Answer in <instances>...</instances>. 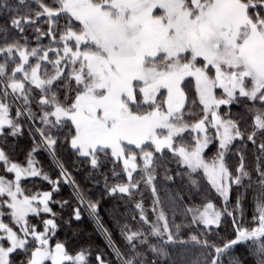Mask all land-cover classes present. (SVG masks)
<instances>
[{"label": "snow or ice", "instance_id": "obj_1", "mask_svg": "<svg viewBox=\"0 0 264 264\" xmlns=\"http://www.w3.org/2000/svg\"><path fill=\"white\" fill-rule=\"evenodd\" d=\"M32 3L35 8L26 0H18L15 7L8 0H0V9L9 14L7 23L0 27L4 33L0 43L4 58L0 63V136L20 134V117L35 120V102L38 118L45 126L37 132L47 148L54 149L58 143L52 130L66 128L64 139L79 156L89 158L93 168L109 156L123 161L128 182L114 185L108 189L110 193H130L138 187L139 181L133 182L138 158L143 161L142 179L153 185L157 154L166 149L177 165L186 170L184 174L191 184L198 183L193 174L202 172L225 203L233 185L252 187V173L245 166L244 156H239L235 173L227 166L225 157L235 141L246 138L256 145L257 136H264V0ZM41 18H46L47 30L36 26ZM60 19L65 24L57 34ZM28 27L39 34L37 39L49 36L60 47L29 49L24 36ZM13 30L20 39L8 42L7 34ZM50 52L55 53L56 59H49ZM30 57L37 58L35 64L30 63ZM44 61L52 65L51 73L46 69L42 73ZM10 64L14 66L9 67ZM17 74H22L19 79ZM187 78L195 82L196 99L191 104L200 107L202 113L192 123L188 120L194 113L186 115ZM36 90L38 99L34 95ZM241 98L262 102L260 109L248 108L252 114L250 132L242 131L241 122L232 119L230 113L222 116L218 111L221 105ZM15 100H22L23 104L17 107L16 118H12L10 101ZM191 132L196 135L189 143H177ZM213 141L218 143L217 152L206 158L205 149ZM258 148L264 153V142ZM0 163L6 173H14V179L0 175V264H17L13 259L17 255L23 257L18 264H87L85 250L73 255L64 243L57 242L54 247L50 244V234L57 228L55 219L42 220V231L38 225L30 224L29 214L43 212L55 216L49 206L52 192L26 195L21 187L22 177L41 175L31 153L24 167L11 162L0 149ZM254 171L261 192L256 197L252 226L237 225L234 219L235 238L222 245L190 236L191 242L205 250L203 264H223V255L245 241L250 242L255 264H264V167L258 163ZM62 175L66 178V170H62ZM43 179L48 181L49 177L44 175ZM152 191H156L154 186ZM80 203H85L82 195ZM86 206L91 213L96 212V203L88 202ZM136 207L141 209V219L148 223L142 204L137 203ZM236 207H241V195L237 196ZM187 212L193 223H202L206 228L219 226L224 215H234L227 208L216 210L211 202L190 207ZM5 216L10 218L11 226L4 222ZM74 217L81 218L79 208L74 210ZM157 220L163 224H153L150 234L166 236L162 244H149L141 231L124 233L129 251L116 249L121 264H157V260L137 251V241L148 244L147 250L156 257L169 255L163 245L185 243L169 229L163 211ZM176 228L179 231L180 226ZM96 260L106 264L100 255ZM228 264L244 261L234 256Z\"/></svg>", "mask_w": 264, "mask_h": 264}, {"label": "trees", "instance_id": "obj_2", "mask_svg": "<svg viewBox=\"0 0 264 264\" xmlns=\"http://www.w3.org/2000/svg\"><path fill=\"white\" fill-rule=\"evenodd\" d=\"M50 2V0H49ZM8 3L15 7L18 0H8ZM26 3L35 8L32 0H26ZM8 12L0 9V27L7 23ZM46 18H41L37 23V27L47 30ZM60 28L57 34L62 30L65 20H59ZM8 42L13 39H20L15 31L8 32ZM38 33L32 27H28L24 36L27 37L29 49L39 47L47 50L48 48L60 47L59 44L52 43L49 36H43L37 39ZM4 33L0 32V43L3 42ZM21 43L24 40L21 39ZM3 55L0 54V63L3 62ZM35 57H30V63H36ZM49 59H56L55 53H49ZM19 63V60H16ZM14 65L10 64L9 67ZM46 69L52 72V65L47 61L42 62V73ZM22 74H17L19 79ZM3 85H0L2 88ZM9 91H11L9 89ZM185 92L188 95L189 104L186 110L194 113V116L188 120L189 123L195 119L201 118V108L191 104L196 99L195 82L192 78H187L185 84ZM36 99L39 98V90L34 93ZM12 108L10 115L15 117L18 106L23 104L22 100L10 101ZM260 101H250L241 98L240 101L230 105H221L218 110L222 116L231 114V118L241 122V130L250 132L252 123V114L248 112V108L260 109ZM33 111L37 112L35 120H28L26 117H20L19 122L22 125V131L16 136L4 135L0 136V149H3L11 162L19 163L21 166L27 167L29 153L34 161V166L40 171V176H24L21 178V187L25 190L26 195H35L37 193L52 192V198L49 206L52 208L55 216L49 213L41 212L39 215L29 214L30 224L38 225L39 230H43L42 220L55 219L57 228L52 232L50 244L54 247L55 243H64L70 254L85 250L87 252V264H98L97 255H100L106 264H121L116 249L121 252H128V243L124 233L130 231H141L148 238L149 244L160 245L163 238L151 235V226L153 224H163L158 221L157 217L161 211L165 214L169 229L177 237L178 240L185 243H169L163 245L168 256L156 257L148 251V244L137 243V251L142 252L149 259L157 260V264H196L197 261L203 264L204 257L202 253L205 251L200 245L190 241V236L197 235L200 239H209L217 245L234 239L233 220L237 225L252 226V218L255 214L256 197L260 194L258 187L257 173L254 171L258 165L264 167V153H261L258 145L264 142V136H257L256 145L247 141L237 140L226 154L225 160L227 166L235 173V168L239 165V156L242 154L245 158V166L252 173V187L246 189L244 187L232 186L229 200L227 203L217 201L218 210L223 211L227 208L228 212H232L233 216L224 215L221 218L219 226L212 225L205 227L202 223H193L192 216L187 212L190 207H201L203 204L211 202V199L220 196L215 193L210 183L201 172L194 175L198 181L196 185L189 182L188 176L184 174L186 170L182 166H178L171 152L165 151L157 154V163L154 170L155 180L153 185H148L142 177L143 161H136L138 168L133 172V182L139 181V185L135 189H131L130 193H110L108 189L117 184L127 183V175L123 171V161L116 160L114 157L102 158L98 167L93 168L89 158L79 156L71 149L68 142L64 139V129H53L54 138L58 140L54 149L47 148L42 142L37 129L45 127L39 120V110L35 102L32 104ZM11 129H8L10 132ZM212 134V133H210ZM196 133H185L182 141L177 143H189ZM35 148V151H33ZM218 149V143L213 141L208 148L205 149L206 158H211ZM151 150V149H148ZM137 153L139 150L134 149ZM260 157V161L257 158ZM167 168V172L165 169ZM62 170H66L62 175ZM119 175H113V173ZM0 175L12 179L14 173H6L4 166L0 163ZM47 175L49 180L43 179ZM171 176L172 179H167ZM49 181L58 182L50 183ZM245 184L249 181L245 179ZM156 191L153 193L152 187ZM56 188V191H53ZM83 197L85 203H80V197ZM241 195V207H236L237 196ZM176 199L179 210L175 213L172 199ZM66 202V203H65ZM96 203L97 209L93 214L87 208V203ZM137 203H141L143 214L147 217L148 223L141 219V209L136 207ZM79 208L81 218L76 220L74 210ZM5 223L12 222L8 216L3 217ZM179 225V231L176 226ZM18 227V226H17ZM106 230V232L104 231ZM7 246V244L5 245ZM241 257L244 264H255V256L252 255L250 242L245 241L232 249L228 250L222 257L223 264H228L232 257ZM23 257L14 256L17 261ZM50 264V262H49Z\"/></svg>", "mask_w": 264, "mask_h": 264}, {"label": "rangeland", "instance_id": "obj_3", "mask_svg": "<svg viewBox=\"0 0 264 264\" xmlns=\"http://www.w3.org/2000/svg\"><path fill=\"white\" fill-rule=\"evenodd\" d=\"M220 94H221V93H220V91L218 90V91H217V95L219 96ZM165 151H168V153H170V151L167 150V149H166ZM7 178H8V177H7ZM8 179H10V178H8ZM12 179H14V177H13ZM210 185H211V184H210ZM212 188H213V187H212ZM213 190L215 191V193H217L216 190H215L214 188H213ZM259 192H261V190H260ZM218 194H219V193H218ZM219 195H220V194H219ZM229 196H230V194H229ZM220 199H221V203H225L224 198H223L222 196H217V197H215V199H211V203H213V204L215 205L216 210H218V207H217L218 203H217V201L219 200V202H220ZM176 202H177L176 199L173 198V199H172V205H173V208H174L175 213L177 212V210H179V208H178ZM40 207H42V205H41Z\"/></svg>", "mask_w": 264, "mask_h": 264}]
</instances>
